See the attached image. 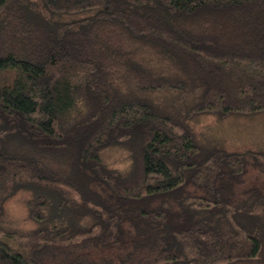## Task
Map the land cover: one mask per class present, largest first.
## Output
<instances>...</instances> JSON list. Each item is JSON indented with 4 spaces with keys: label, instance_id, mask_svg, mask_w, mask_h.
Returning <instances> with one entry per match:
<instances>
[{
    "label": "trees",
    "instance_id": "trees-1",
    "mask_svg": "<svg viewBox=\"0 0 264 264\" xmlns=\"http://www.w3.org/2000/svg\"><path fill=\"white\" fill-rule=\"evenodd\" d=\"M204 116L264 122V0H0V264H264V140Z\"/></svg>",
    "mask_w": 264,
    "mask_h": 264
},
{
    "label": "rangeland",
    "instance_id": "rangeland-1",
    "mask_svg": "<svg viewBox=\"0 0 264 264\" xmlns=\"http://www.w3.org/2000/svg\"><path fill=\"white\" fill-rule=\"evenodd\" d=\"M248 121V122H247ZM243 121L241 119H228L217 121L214 117L204 116L196 125L197 131L206 128L218 139L225 140L230 147L252 146L259 140H264V122ZM107 161L117 169H125L129 161L127 155L119 149H111L106 152ZM28 190H22L10 197L6 204V223L14 228L23 230L32 228V224L26 220L25 201L30 197ZM115 254V256H114ZM32 259L41 264H65L70 261H79L92 264L116 263L117 253L112 249L93 250L89 247L55 250L46 248L29 254Z\"/></svg>",
    "mask_w": 264,
    "mask_h": 264
}]
</instances>
